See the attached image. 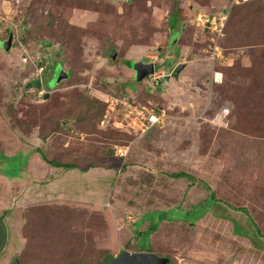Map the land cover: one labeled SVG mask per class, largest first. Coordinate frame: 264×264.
<instances>
[{
  "label": "rangeland",
  "instance_id": "obj_1",
  "mask_svg": "<svg viewBox=\"0 0 264 264\" xmlns=\"http://www.w3.org/2000/svg\"><path fill=\"white\" fill-rule=\"evenodd\" d=\"M235 1L0 0V41L13 33L0 47V201L29 183L33 194L13 229L1 217L0 264H109L123 251L264 264V0ZM173 4L183 25L168 38ZM141 60L159 69L138 82ZM111 97L157 107L163 123L133 127ZM36 149L80 168L44 178L27 168Z\"/></svg>",
  "mask_w": 264,
  "mask_h": 264
},
{
  "label": "trees",
  "instance_id": "obj_2",
  "mask_svg": "<svg viewBox=\"0 0 264 264\" xmlns=\"http://www.w3.org/2000/svg\"><path fill=\"white\" fill-rule=\"evenodd\" d=\"M248 0L246 1H243L242 3L244 2H247ZM170 20H173L172 22H170ZM167 25H166V30H167V37L169 38L170 37V33L169 32H176L178 33L181 29V26L183 25V23L179 20V14L177 12V9L175 8V5L173 4L172 5V8H171V11H170V14L167 16ZM126 58V57H125ZM64 70V68H62ZM159 69L158 67H155L154 70H157ZM182 70V69H181ZM66 71V70H64ZM67 72V71H66ZM135 79V78H134ZM36 84H38V80L36 79L34 81ZM140 82V81H138ZM55 83V82H54ZM57 83V82H56ZM28 85H30V82L28 83ZM123 86V85H122ZM118 87H114V89L110 90L111 93L113 95H116V93L118 92ZM127 98V97H126ZM129 101L133 102V103H136V104H140V105H144L143 103H141L140 101H138L135 97H131L130 99L127 98ZM80 100V103L82 104H85V106L91 108L92 105L96 108V109H101V112H102V108H100L97 104L98 103H101L99 100H97V98H93V97H85V96H82L79 98ZM146 106V105H145ZM156 110H157V107H154ZM153 108V109H154ZM225 121H227V114L225 115ZM155 127V126H154ZM152 127V128H154ZM39 149V148H38ZM38 149L37 152L39 151ZM40 152V156L37 158V160L39 161H42L43 164L46 165L47 168L49 169H53V168H63L64 170H69V169H74V168H78L79 166L78 165H75L73 163L71 164H67V163H61V162H58V161H54V160H51V159H48L41 151ZM112 151L108 152V153H111ZM47 164L50 166H47ZM80 168V167H79ZM48 169V173L53 171V170H49ZM172 177L174 178H192V176L190 174H187L185 172H177V173H173L172 174ZM208 201L211 202V204L213 205L214 203V198L213 196L212 197H209L208 198ZM22 209L23 208H20V205L18 206H15V207H8L7 209H4L2 210L1 212V216H5L3 215L4 213H10L9 214V217L12 218V220H7L9 224L8 227H10L9 225H11V229H13V226L15 227V224L19 218V215L20 213H22ZM245 215L247 216V220H248V223L251 227V230H250V233L252 234V236L254 238H257L259 237V233H258V229H257V226H255L253 220L251 219V217L245 212V210H243ZM7 217V216H5ZM193 222V221H192ZM154 231V230H153ZM7 239V238H6ZM7 241V240H6ZM16 241H18V237L16 238ZM4 254V252H1V256ZM156 254V253H155ZM156 256L158 257H164L167 259V264H169V260L167 257L165 256H160V255H157Z\"/></svg>",
  "mask_w": 264,
  "mask_h": 264
},
{
  "label": "water",
  "instance_id": "obj_3",
  "mask_svg": "<svg viewBox=\"0 0 264 264\" xmlns=\"http://www.w3.org/2000/svg\"><path fill=\"white\" fill-rule=\"evenodd\" d=\"M13 33L9 32L6 40L0 41V47L4 50H9L12 43ZM115 54H111V58H114ZM183 68L182 64H178L174 67L171 75H164L166 82L171 76H176L178 72ZM135 80L142 81L146 76L154 73V63L139 61L134 67ZM64 78L67 76V72L62 70ZM59 79H56L55 83ZM12 264H19L16 257L13 258ZM109 264H167V259L164 257H158L149 252H135V251H123L117 257L109 262Z\"/></svg>",
  "mask_w": 264,
  "mask_h": 264
},
{
  "label": "built area",
  "instance_id": "obj_4",
  "mask_svg": "<svg viewBox=\"0 0 264 264\" xmlns=\"http://www.w3.org/2000/svg\"><path fill=\"white\" fill-rule=\"evenodd\" d=\"M238 1L243 2L246 0H236L235 2H238ZM222 16H221V19H222ZM203 21L204 23L209 22V24H213V23L215 24L214 17H211V19L204 18ZM222 26H223V21H219L218 29L216 30L218 34L221 32ZM217 48L218 47L215 45L214 50H217ZM111 98H113L114 103H118L123 107V109L127 113V116L131 120L132 126L134 125L135 127H138V128L141 127L143 130H147V129H151L154 126L160 125V123L161 124L163 123L162 122L163 114L157 113L156 111H154V109L150 107L133 103L126 98H119V97H111ZM124 150L119 148L116 150V153L119 156H123L126 152V149Z\"/></svg>",
  "mask_w": 264,
  "mask_h": 264
},
{
  "label": "crops",
  "instance_id": "obj_5",
  "mask_svg": "<svg viewBox=\"0 0 264 264\" xmlns=\"http://www.w3.org/2000/svg\"><path fill=\"white\" fill-rule=\"evenodd\" d=\"M34 161V162H33ZM27 164V168L28 169H32V165H34L36 167V170L42 174V175H45L44 178L46 177V175L48 174V169L46 167L45 164L42 163V161H38L37 158H35L33 160V158L31 157L29 162L26 163ZM44 170V171H43ZM63 174H61V176H63ZM27 176V175H26ZM38 176V175H37ZM56 176V175H55ZM61 176H57V178L61 177ZM56 180V179H55ZM29 183V182H28ZM30 184V185H29ZM28 185L25 184L21 189H18L16 190V193L13 194V195H10L9 199L10 201L13 202V204H10L7 201V197H3L2 196V201H0V250L2 249V245H5L7 243V239L5 237V230H6V225L4 223V221L2 220V216H1V212L2 210L4 209H7V203L9 205V208L10 207H13L14 205L15 206H18V205H23L24 203H28V202H31L33 200V194H30L29 190L32 188V183H29ZM12 186V185H11ZM15 186V185H14ZM28 186V187H27ZM16 188V187H14ZM28 189V192L27 194L23 193L25 192L24 190H27ZM0 196H1V193H0ZM6 204V206H4Z\"/></svg>",
  "mask_w": 264,
  "mask_h": 264
},
{
  "label": "clouds",
  "instance_id": "obj_6",
  "mask_svg": "<svg viewBox=\"0 0 264 264\" xmlns=\"http://www.w3.org/2000/svg\"><path fill=\"white\" fill-rule=\"evenodd\" d=\"M154 68H155V66H154ZM155 71V70H154Z\"/></svg>",
  "mask_w": 264,
  "mask_h": 264
}]
</instances>
